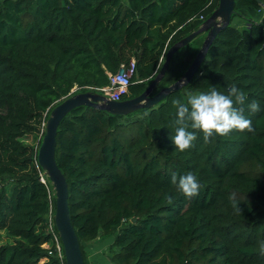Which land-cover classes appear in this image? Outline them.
<instances>
[{"label":"trees","instance_id":"16d2710c","mask_svg":"<svg viewBox=\"0 0 264 264\" xmlns=\"http://www.w3.org/2000/svg\"><path fill=\"white\" fill-rule=\"evenodd\" d=\"M216 3L0 0V229L10 237L0 244V264H59L43 246L53 190L36 161L39 143L20 137L38 131L54 103L107 84L130 58L134 71L120 98L141 92L165 49ZM236 6L263 11L237 27L230 22ZM231 18L190 79L154 105L119 114L81 104L59 121L54 158L83 264V242L101 234L112 236L109 264H264V0H234ZM203 36L172 53L152 92L182 74ZM231 85L247 96L243 115L253 131L214 135L209 143L197 133L192 148L177 150L172 100L212 87L226 93ZM189 172L201 185L192 199L171 183L173 173Z\"/></svg>","mask_w":264,"mask_h":264},{"label":"water","instance_id":"95a60500","mask_svg":"<svg viewBox=\"0 0 264 264\" xmlns=\"http://www.w3.org/2000/svg\"><path fill=\"white\" fill-rule=\"evenodd\" d=\"M233 11L234 0H217L214 8L199 23L198 27L187 32L165 49L158 70L141 92L126 98L111 99L97 91L86 89L64 96L49 108L48 115L43 122L44 130L36 148V161L52 186L53 223L61 242L64 264H83V261L79 240L69 218L66 181L54 158L55 132L61 118L66 112L81 104L119 114L154 105L167 93L178 89L190 79L202 61L211 39L221 27L230 21ZM200 32H205L202 42L182 74L171 83L152 92L164 73L172 53ZM130 220L134 221L135 217L132 216Z\"/></svg>","mask_w":264,"mask_h":264},{"label":"clouds","instance_id":"9594fccd","mask_svg":"<svg viewBox=\"0 0 264 264\" xmlns=\"http://www.w3.org/2000/svg\"><path fill=\"white\" fill-rule=\"evenodd\" d=\"M246 100L245 93L235 85L228 87L226 93L212 87L207 92L188 94L186 101L173 99L176 119L174 133H170L172 144L183 152L194 146L193 142L198 138L197 133H202L204 143H209L214 135L226 136L233 130L253 131L251 120L243 115ZM248 109L255 113L260 111V105L253 100L248 104ZM171 183L188 199L197 196L201 188L197 177L191 172L179 177L173 173ZM230 199L234 209L241 213L238 201L234 197ZM167 200L172 202L171 197H167ZM259 254L264 256V241L260 242Z\"/></svg>","mask_w":264,"mask_h":264},{"label":"built area","instance_id":"2783aa9c","mask_svg":"<svg viewBox=\"0 0 264 264\" xmlns=\"http://www.w3.org/2000/svg\"><path fill=\"white\" fill-rule=\"evenodd\" d=\"M133 71L134 60L133 58H130L126 64H121L116 71L108 75L107 84L94 87L92 90L97 91L111 99H120V94L126 91L129 77ZM41 180L43 181L42 178ZM46 229L50 234V240L43 246L47 248L48 253H54L56 255V257L59 259V264H64L61 242L53 223V212L51 214L50 210L46 215ZM86 264L92 263L88 261Z\"/></svg>","mask_w":264,"mask_h":264},{"label":"crops","instance_id":"0c3cea01","mask_svg":"<svg viewBox=\"0 0 264 264\" xmlns=\"http://www.w3.org/2000/svg\"><path fill=\"white\" fill-rule=\"evenodd\" d=\"M263 9H253L249 6H236L235 14L231 18L233 25L242 27L246 25L248 20H258L262 14ZM112 236L98 235L95 238L83 242V249L86 252L88 261L92 264H109V254L106 251L107 245L111 242Z\"/></svg>","mask_w":264,"mask_h":264},{"label":"rangeland","instance_id":"374dc122","mask_svg":"<svg viewBox=\"0 0 264 264\" xmlns=\"http://www.w3.org/2000/svg\"><path fill=\"white\" fill-rule=\"evenodd\" d=\"M232 23H234V20L231 22V24ZM204 34H205V32H202V36ZM41 127L43 128V124L39 127L38 131L27 132V133L23 134L20 137V140H22L25 143H31L32 145H36L37 143H39L38 141H40V138H41V135H40ZM103 235H105V234H103ZM9 240H10V237H8V235H6V233L4 232V229H0V244L7 242Z\"/></svg>","mask_w":264,"mask_h":264}]
</instances>
